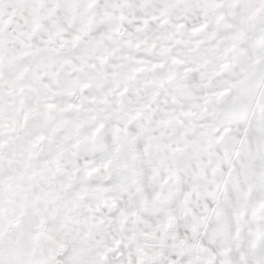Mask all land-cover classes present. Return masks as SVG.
<instances>
[{
  "label": "snow or ice",
  "instance_id": "6c2138e0",
  "mask_svg": "<svg viewBox=\"0 0 264 264\" xmlns=\"http://www.w3.org/2000/svg\"><path fill=\"white\" fill-rule=\"evenodd\" d=\"M0 264H264V0H0Z\"/></svg>",
  "mask_w": 264,
  "mask_h": 264
}]
</instances>
